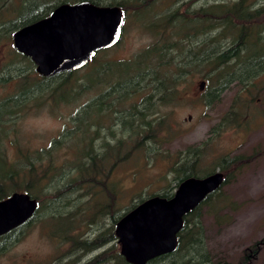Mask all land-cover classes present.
<instances>
[{
	"label": "trees",
	"instance_id": "trees-1",
	"mask_svg": "<svg viewBox=\"0 0 264 264\" xmlns=\"http://www.w3.org/2000/svg\"><path fill=\"white\" fill-rule=\"evenodd\" d=\"M7 1L0 0V45L3 39L9 42L18 27L47 15L51 10L40 12L34 6L33 17L30 18L26 14V2L12 5L10 12H6L4 6ZM90 1L119 4L125 17L131 6L139 8L138 13L141 15L151 5L149 0ZM194 2L195 0H174L163 13H159L150 23L153 41L131 58L107 57L110 47L102 48L83 68L44 76L37 71L31 57L20 52L14 45L9 46L5 57L0 59V199L13 191L25 190L38 198L39 208L26 222L0 235V256L12 247L23 227L31 225L39 214L44 213L51 226L53 223L60 226L57 230L61 234V240L70 244L66 257L57 259L56 264H132L120 249H115V226L127 210L147 196H139L125 211L117 209L116 184H101L99 176L101 172L106 177L110 176L112 167L105 168L110 158L114 157L118 163L123 161L125 157L121 153L122 149L134 137L135 148L142 147L148 137L161 139L162 133L166 135L165 139L173 137L170 128L166 129L169 124L168 114L162 115L159 108L161 105L174 104L180 99V84L185 74L195 70L204 71L205 88L208 91L206 102L211 103L219 100L233 84L248 88L264 72V2L258 4L255 0H215L199 7H194ZM127 87L130 90L122 93ZM99 89L102 91L98 92ZM89 92L92 95L81 106L80 112L72 116L73 125L66 132L70 142L77 145L74 148L76 160L70 163L69 170L53 160L54 150L59 147L57 142L61 144L62 140L56 139L52 144L41 148L22 146L19 137L20 117L52 102H73ZM140 94L141 102L134 103L131 109L123 105ZM241 105V102L238 105V100H235L217 125H238ZM104 109H109V112L102 111ZM106 117L113 119V123L108 126V134L115 137L113 142L108 134H102L104 124L101 121ZM116 123L123 132L121 135L113 126ZM99 138L103 140L101 147H98ZM185 153L172 167L176 173L174 186L169 184L155 194L171 197L184 178L201 176L197 161L202 147L190 145ZM241 159V154L224 155L218 165L222 170L237 169ZM214 170L206 169V172L209 174ZM58 173L66 175V178L56 185L59 178L53 177ZM229 180V174L225 175L224 184ZM45 184L55 189L48 202L39 194ZM98 184L99 193H109L112 197V202L101 207L102 213L112 212V220L97 235L82 236L77 232L74 213L65 212L58 205L53 207L54 201L71 193L87 195V191L92 190L91 186ZM220 188L207 195L195 209L184 216L185 224L179 232L178 248L159 255L146 264L170 257L172 264H204L207 261L196 258L194 254L198 244L202 245L203 241L199 210L203 204L210 203L212 198L220 194ZM220 200L225 201V198H219ZM109 242H113L111 246L89 260L81 261L82 254Z\"/></svg>",
	"mask_w": 264,
	"mask_h": 264
},
{
	"label": "rangeland",
	"instance_id": "rangeland-1",
	"mask_svg": "<svg viewBox=\"0 0 264 264\" xmlns=\"http://www.w3.org/2000/svg\"><path fill=\"white\" fill-rule=\"evenodd\" d=\"M61 1L8 0L4 11L10 12L12 5L26 2V14L31 18L34 6L35 10L42 12ZM214 1L195 0L194 7ZM255 1L258 4L264 2ZM149 2L151 5L141 15L138 13L139 8H129L122 38L109 48L107 57L131 58L153 41L151 21L174 0ZM10 45H14L13 38L9 42L1 40L0 59L5 57ZM203 72L195 70L185 74L180 84V99L174 104L161 105L159 108L162 115L168 114L169 124L166 129L170 128L173 137L165 139L166 135L163 133L160 134L161 139L148 137L140 148L133 146L136 137L132 138L122 149L121 153L125 157L123 161L118 163L114 157L110 158L105 166L112 167L110 176L106 177L101 172L100 183L116 184L117 209L125 211L139 196L149 197L161 192L169 184L174 186L176 173L172 167L186 154L185 150L190 145L202 147L197 161L201 176L207 174L206 169H221L218 161L222 156L241 154L239 168L221 169L225 175L229 174V182L220 188V194L212 198L210 203L203 204L199 210L203 241L202 245L198 244L194 254L196 258L206 259L204 264H264V72L248 88L233 84L219 100L211 103L206 102L207 89L200 88L201 81L205 80ZM129 90L127 87L121 92ZM91 95L90 92L84 93L73 102H52L20 117L19 137L22 146L41 148L52 144L56 139L62 140L61 144L57 142L59 147L54 150L53 160L69 170L70 163L76 160L74 148L77 145L70 142L66 132L73 125L72 116L80 112L81 106L86 104ZM141 96L142 94L137 95L123 105L131 109L134 103L141 102ZM235 100H238V105L240 102L242 104L240 123L220 127L218 122ZM102 111L109 112V109ZM101 122L104 124L102 134H108V126L113 123L112 117H106ZM113 126L117 128L118 134L123 133L117 123ZM108 138L112 142L115 139L110 134ZM102 141L99 138L98 147H101ZM61 176L58 173L53 177L59 178L56 185L65 180L66 175ZM99 186H91L90 189L95 192L89 190L87 195L71 193L58 200L52 199L55 200L53 207L58 205L63 211L74 213L77 232L82 236H95L111 223L112 212L102 213L101 207L112 202V197L109 193H99ZM54 191V188L45 184L39 194L48 202ZM219 198H225V201H219ZM52 225L44 213L39 214L31 225L22 228L12 247L0 256V264H56L57 259L66 257L70 244L61 240V234L57 230L60 227L57 226L58 223ZM116 242L115 249H120L118 239ZM112 243L82 254L81 261L89 260ZM171 262L172 257L151 264H172Z\"/></svg>",
	"mask_w": 264,
	"mask_h": 264
},
{
	"label": "water",
	"instance_id": "water-1",
	"mask_svg": "<svg viewBox=\"0 0 264 264\" xmlns=\"http://www.w3.org/2000/svg\"><path fill=\"white\" fill-rule=\"evenodd\" d=\"M125 13L119 4L90 0L61 2L48 15L23 24L13 33L14 46L31 57L37 71L52 76L86 66L102 48L122 38ZM205 80L200 83L204 89ZM225 173L217 169L204 176H188L171 197L151 195L127 210L116 222L120 251L132 264H146L175 251L184 216L219 189ZM39 200L25 190L0 199V235L34 216Z\"/></svg>",
	"mask_w": 264,
	"mask_h": 264
},
{
	"label": "flooded vegetation",
	"instance_id": "flooded-vegetation-1",
	"mask_svg": "<svg viewBox=\"0 0 264 264\" xmlns=\"http://www.w3.org/2000/svg\"><path fill=\"white\" fill-rule=\"evenodd\" d=\"M78 1H80V0H77V1H74V2H78ZM61 2H64V0H62ZM61 2L57 3L56 5H54V6L51 8V10H52L54 7H56L58 4H60ZM67 2H71V1H67ZM74 2H72V3H74ZM51 10H50V11H51ZM48 14H49V13H48ZM48 14H47V15H48Z\"/></svg>",
	"mask_w": 264,
	"mask_h": 264
}]
</instances>
